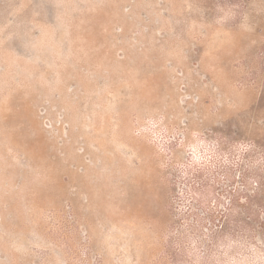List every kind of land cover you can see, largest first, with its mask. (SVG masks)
<instances>
[{
    "label": "rangeland",
    "instance_id": "1",
    "mask_svg": "<svg viewBox=\"0 0 264 264\" xmlns=\"http://www.w3.org/2000/svg\"><path fill=\"white\" fill-rule=\"evenodd\" d=\"M0 264H264V0H0Z\"/></svg>",
    "mask_w": 264,
    "mask_h": 264
}]
</instances>
